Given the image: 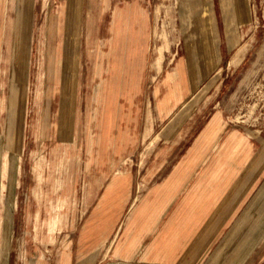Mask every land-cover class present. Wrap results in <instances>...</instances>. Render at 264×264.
<instances>
[{"label":"rangeland","instance_id":"rangeland-1","mask_svg":"<svg viewBox=\"0 0 264 264\" xmlns=\"http://www.w3.org/2000/svg\"><path fill=\"white\" fill-rule=\"evenodd\" d=\"M2 2L0 264H264V170L247 189L240 182L264 144V0H32L22 34L26 81L20 76L14 87L8 77L16 70L17 16L10 4L4 13ZM131 7L145 26L141 59L133 73H122L131 65L119 66L124 88L109 93L113 14ZM211 18L216 41L207 50L203 26ZM94 46L104 53L87 58ZM156 57L162 60L158 74ZM170 72L174 81L183 78L186 91L164 102ZM104 102L113 115L105 123ZM15 109L21 124L16 151L6 145L4 127L6 112ZM214 119L215 142L194 151ZM234 138L246 142L249 156H234ZM190 159L194 166H184L170 188V175ZM233 162L235 168L228 166ZM122 170L129 179L120 195L104 198ZM159 192L176 194L159 220L138 215ZM169 238L173 244L158 255Z\"/></svg>","mask_w":264,"mask_h":264},{"label":"crops","instance_id":"crops-1","mask_svg":"<svg viewBox=\"0 0 264 264\" xmlns=\"http://www.w3.org/2000/svg\"><path fill=\"white\" fill-rule=\"evenodd\" d=\"M31 3H32V0H3L2 2L4 13L11 6L13 10L16 12V16H17L16 23H15L16 25L14 27L16 29L15 30L16 33L14 34L15 43L13 44V49H12L13 57L11 58V64L12 66L13 65L15 66L16 70L10 71V74L8 77V80H10L9 82L14 81L16 78L18 80L20 76L22 77L23 82L26 81L24 78V75H25V58H26L25 54H26V50H28L26 49L27 48L26 42L28 39L25 40L26 38L24 39L22 34L28 32V14L31 8ZM8 4H10V6ZM115 11L116 12L113 14V20L111 24L112 37L109 39V47L111 50L110 49L108 50V54L110 53V55L107 57L108 62H109V67L106 70L109 73V79H110L109 80L110 86L108 87L109 93L115 92V90H117V88L121 86L119 81H124L123 75H125V72L133 73L136 70L135 66H138L140 59H141L142 42L144 41V36H145V26L140 21V17H139L140 13L137 9L133 7L125 9V10H121L117 8ZM115 18L117 19L116 24L114 22ZM206 24H208L206 25V27L203 26V43H204L205 49L212 50L215 46V41H216L214 38L213 28L215 24L213 23V18H211L210 23H206ZM209 37H211V39L213 40L214 42L213 45L208 44ZM63 50H64V45L62 46V51ZM103 53L104 52L101 51L100 49L98 52L97 46H94L93 49H91V47L88 49V52H86V57L90 59L92 58L94 59L97 57H101ZM130 55H132V57H130ZM75 56H76V61L78 64L77 54ZM41 59H42V62L40 65H42L43 63V54H41ZM113 63H115L116 66ZM120 65H124V66L131 65V68L123 69L122 70L123 75H122L121 68H119ZM42 66L40 67V74L38 76L39 82H42L43 80ZM73 66H74L73 70H75V67H77V65L75 66V63H73ZM94 66H95V71L97 70L96 72L98 73L99 68L101 66L100 63L94 62ZM152 66L156 70L157 74L161 72L162 60H160V57H156L155 59H153ZM177 69L180 70V72L184 71L183 65L178 66ZM112 74H115V76L121 77V78L119 77L120 79L116 77L117 79L115 80L116 83L114 85H112V80H111ZM174 75H175V72L174 73L170 72L167 74L165 78V83L170 82L171 86L163 98L164 102H169L171 97L175 96L177 92L181 91L183 92L182 95H184L186 91V86L183 81V78L181 77L179 80L174 81L173 80ZM54 77L49 79V82L56 80V78ZM126 81L127 83L130 82V78L127 79ZM103 84L105 83L102 82V84L99 85V88H102ZM123 88H124V85L121 86L120 91H122ZM36 102L38 105L39 101L37 100ZM105 102L106 103L110 102V100L105 101ZM105 102L103 103V105L106 104ZM48 109H49V105H48ZM103 111L104 113L102 117V122L105 123V122L110 121L113 115H112V110L107 104L106 106L103 107ZM94 116H95V112L92 113V117ZM215 120L216 119H214L213 122H211L209 125H207V127L204 130L201 131L200 133L201 135L199 134L196 140L194 151L196 152L204 151L208 146H210L212 142H215L216 134L213 128V123H215ZM151 130H152V124L148 123L145 127L144 139H146L149 136V134L151 133ZM157 138L158 137L156 136L154 139H152L149 143L146 144L145 149L141 153V160L139 163L140 166H143L145 164V160L150 154L153 143L155 142V140H157ZM92 143H93L92 140L88 141V145H89L87 148L88 152H91ZM231 145H232L231 146L232 152L234 153V156L237 159L249 156L248 155V150H249L248 145L243 139L234 138L231 140ZM261 149L262 150H260L256 156L251 158L250 162L252 165H251V168H249L248 172L246 174L245 173L240 174V177H241L240 182H242L243 189H247L249 185L255 182L258 179L261 171L264 170V144H262ZM228 155L225 158H228L229 157ZM224 163H226V159ZM229 165L230 167L235 168L236 164L233 162L231 164L229 163L228 166ZM184 166L186 168H191L192 166H194L193 160L190 159L188 163H185L184 165L180 164L175 168V170L173 171V174H171L169 177L170 188H171V185L175 181H177L176 178L180 179L181 177H183V174L185 172ZM230 167L228 168V172H233L232 170H229ZM128 179H129L128 170H122V171L116 172L113 176V179H111L108 187L106 188L103 194L104 198H107L112 195L119 196L124 186L126 185ZM175 195H176L175 193H172L170 196H165L161 192H159L157 194L156 200L150 206H146L138 210V215L145 216L148 219L153 218L154 221L156 222L157 220H159L160 215L165 211V208L167 204L169 203V201H171L174 197H176ZM136 205H137V198L133 200L132 208L135 209ZM254 219H255L254 221L256 222L260 221L259 216H255ZM250 231L251 229L249 228L244 229L242 234L247 235ZM118 232L119 231L115 233L114 238L112 239L111 242H114L115 238L118 235ZM153 233H155V231H153ZM157 239H158L157 236L153 237L151 241L152 246L150 247L155 248L157 244ZM170 244H173V238H169L167 241H165V243L161 245L158 255L164 254L165 249L168 248V245ZM128 245L130 246L131 243L129 242ZM84 254H85V251L83 250L77 253L76 260L79 263L82 262L83 257L85 256Z\"/></svg>","mask_w":264,"mask_h":264},{"label":"bare ground","instance_id":"bare-ground-1","mask_svg":"<svg viewBox=\"0 0 264 264\" xmlns=\"http://www.w3.org/2000/svg\"><path fill=\"white\" fill-rule=\"evenodd\" d=\"M61 13H62V16L64 18V12L62 11ZM114 22H115V24L117 23V19L116 18L114 19ZM208 44L209 45H213L214 44V42L211 39V37H209ZM67 66H70V63H67ZM66 76H67V74H66ZM12 80H14V79H12ZM16 81H17V78L13 81V83H14L13 87L15 86ZM21 92H22V95H23L24 94V88L21 90ZM17 116H18L17 109H15L14 112H12V111L8 112L7 111L6 115H5V123H4V127H6L5 128V130H6L5 136H6V139H7V144L6 145L8 146L9 150H14V151H16V149L18 147L19 143H17V142H18V137L20 136V130H21L20 129L21 128V124H20V121H19ZM15 159H16V157H15ZM14 165H15V163H14Z\"/></svg>","mask_w":264,"mask_h":264}]
</instances>
